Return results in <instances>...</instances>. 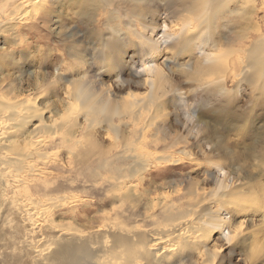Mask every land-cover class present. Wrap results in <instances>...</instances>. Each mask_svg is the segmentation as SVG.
Returning <instances> with one entry per match:
<instances>
[{
	"label": "clouds",
	"instance_id": "1",
	"mask_svg": "<svg viewBox=\"0 0 264 264\" xmlns=\"http://www.w3.org/2000/svg\"><path fill=\"white\" fill-rule=\"evenodd\" d=\"M0 264H264V0H2Z\"/></svg>",
	"mask_w": 264,
	"mask_h": 264
},
{
	"label": "bare ground",
	"instance_id": "2",
	"mask_svg": "<svg viewBox=\"0 0 264 264\" xmlns=\"http://www.w3.org/2000/svg\"><path fill=\"white\" fill-rule=\"evenodd\" d=\"M102 218H106V220L105 219H103V220L100 219L99 220V225L98 226L101 229L105 228L110 221H113L112 217L109 214H107L106 216H103ZM74 227H75V225H73L71 222H69L67 230H71ZM77 230H79V229H77Z\"/></svg>",
	"mask_w": 264,
	"mask_h": 264
},
{
	"label": "rangeland",
	"instance_id": "3",
	"mask_svg": "<svg viewBox=\"0 0 264 264\" xmlns=\"http://www.w3.org/2000/svg\"><path fill=\"white\" fill-rule=\"evenodd\" d=\"M0 2H2V0H0ZM164 195L167 196L168 193H164ZM116 211H117L116 208H113V209H111V210H105V211L102 213V215L99 217V220H100V219H101V220H103V219L106 220V218H102V217H103V216H106L107 214H109V215L112 217L113 222H114V219H118V217H114V214L116 213Z\"/></svg>",
	"mask_w": 264,
	"mask_h": 264
}]
</instances>
